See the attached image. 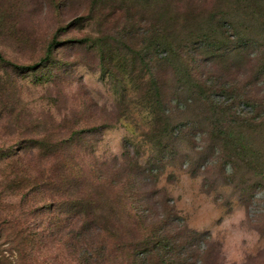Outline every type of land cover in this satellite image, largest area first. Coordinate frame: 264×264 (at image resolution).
Segmentation results:
<instances>
[{"label": "rangeland", "instance_id": "rangeland-1", "mask_svg": "<svg viewBox=\"0 0 264 264\" xmlns=\"http://www.w3.org/2000/svg\"><path fill=\"white\" fill-rule=\"evenodd\" d=\"M243 8L0 0V264H23L19 229L49 220L22 215L54 151L154 193L149 222L170 212L201 263L264 264V8ZM3 154L25 166L14 179Z\"/></svg>", "mask_w": 264, "mask_h": 264}, {"label": "trees", "instance_id": "trees-1", "mask_svg": "<svg viewBox=\"0 0 264 264\" xmlns=\"http://www.w3.org/2000/svg\"><path fill=\"white\" fill-rule=\"evenodd\" d=\"M233 1L242 2L245 22L261 18L252 6L264 8V0ZM48 59L49 53L41 63ZM149 83H154L152 76ZM152 89L156 99L154 86ZM225 137L229 135L225 133ZM52 154V163L28 189L34 193L35 205L33 213L22 217L36 214L41 218V213L50 217L44 228L41 219L24 227L21 224L23 264H203L199 260L200 236L182 223L174 225L178 219L170 212H161L155 223L149 222L147 204L154 193L134 189L136 184L130 178L103 181L94 168L78 165L57 151ZM3 157L8 160L3 178H16L19 158ZM20 163L17 168L23 172L25 166ZM144 184L142 181L139 187ZM102 188L106 191L104 203L99 196Z\"/></svg>", "mask_w": 264, "mask_h": 264}]
</instances>
